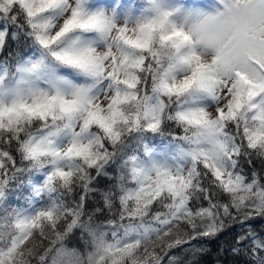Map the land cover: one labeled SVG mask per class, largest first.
<instances>
[{"label": "snow or ice", "instance_id": "snow-or-ice-1", "mask_svg": "<svg viewBox=\"0 0 264 264\" xmlns=\"http://www.w3.org/2000/svg\"><path fill=\"white\" fill-rule=\"evenodd\" d=\"M214 252L264 264V0H0V264Z\"/></svg>", "mask_w": 264, "mask_h": 264}, {"label": "trees", "instance_id": "trees-1", "mask_svg": "<svg viewBox=\"0 0 264 264\" xmlns=\"http://www.w3.org/2000/svg\"><path fill=\"white\" fill-rule=\"evenodd\" d=\"M213 248H215V246H213ZM214 259H215V252L211 257L208 258L209 264H212L214 262Z\"/></svg>", "mask_w": 264, "mask_h": 264}, {"label": "bare ground", "instance_id": "bare-ground-1", "mask_svg": "<svg viewBox=\"0 0 264 264\" xmlns=\"http://www.w3.org/2000/svg\"><path fill=\"white\" fill-rule=\"evenodd\" d=\"M213 264V263H212Z\"/></svg>", "mask_w": 264, "mask_h": 264}]
</instances>
